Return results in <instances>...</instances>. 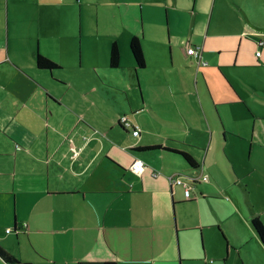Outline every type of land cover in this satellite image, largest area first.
Masks as SVG:
<instances>
[{
    "label": "crops",
    "instance_id": "0c3cea01",
    "mask_svg": "<svg viewBox=\"0 0 264 264\" xmlns=\"http://www.w3.org/2000/svg\"><path fill=\"white\" fill-rule=\"evenodd\" d=\"M14 1L7 42L0 6V246L31 264H264L252 224L264 225V0H107L103 74L85 61L78 0H35L24 15L17 8L30 0ZM20 17L31 26L19 28ZM113 42L127 72L110 67ZM38 53L60 68L39 69ZM135 88L129 111L106 94ZM156 159L168 165L158 174ZM183 175L189 198L170 182Z\"/></svg>",
    "mask_w": 264,
    "mask_h": 264
},
{
    "label": "rangeland",
    "instance_id": "374dc122",
    "mask_svg": "<svg viewBox=\"0 0 264 264\" xmlns=\"http://www.w3.org/2000/svg\"><path fill=\"white\" fill-rule=\"evenodd\" d=\"M35 0H30V3H26L21 1V5H19V7L17 8V13L20 15H24L25 13H30V11H35L36 10V5L34 3ZM130 2H132L133 0H128ZM14 0H9V9L10 12L12 13V8L14 6ZM83 5L80 3V0H78V3L76 4V8H77V12H79L81 10L82 7V11H83V16L85 17V21L83 22V27L88 29V33L89 35L87 37L84 38V42L85 45L87 46V50L85 52V61L88 62V65L92 68V71L94 73L95 68L98 70V72L103 74V71L101 70L102 64L104 63V60L106 61V53H104V48H105V40L104 38L99 37L100 35L98 34V30H100L101 28L104 27V24L102 22V18H101V13L103 11V7L106 5L107 0H82ZM0 6L3 7L2 9L5 10V35H4V39L5 42H7L8 40V35H7V20L6 17L8 19V15H7V11H8V0H0ZM0 7V8H1ZM65 8H67V6H65ZM52 9H58V10H62L65 15H66V19L68 18V14L67 12H65V9L63 6H57L55 8ZM28 11V12H26ZM11 21H12V15L10 16ZM20 22L18 21L17 26L19 28H21L23 25L25 28H29L31 26V21L30 20H24L22 17L19 18ZM153 26H155L153 23H151ZM184 27L183 30L186 29L188 26L187 24L183 23ZM176 25V24H175ZM81 26V25H80ZM173 28V27H172ZM81 32V31H80ZM189 32H187V34H189ZM12 35H10V43L12 42ZM19 40L21 42H27V37L19 35ZM123 40V37H122ZM1 40H0V44H1ZM256 51V50H254ZM258 51H260L261 53H264V47L258 49ZM255 55V52H254ZM120 69L123 72H127V66H126V62L124 61V59H122V64L120 65ZM121 71V72H122ZM101 74V76L103 77V75ZM126 74V73H125ZM108 93L107 97L112 100L115 101V99L113 97H117L119 98V100H123L124 102V107L125 109H127V111H129V101L133 98H135V100H139L138 94H137V90L136 88L133 90V92H127L128 96L127 97L124 93H121L119 90H111L108 89ZM135 96H134V95ZM140 101V100H139ZM110 103V101H108ZM120 103V102H119ZM130 115L132 116L131 112ZM138 118L143 119L144 121H146V123H151V118L152 116L150 114H148L147 112H141L138 115H136ZM147 118V120H146ZM166 132V130H165ZM4 137L3 135L0 133V140H3ZM236 146H233V149H236ZM252 157L254 158V153L251 156V151H248V157ZM151 157V156H150ZM152 157L154 158H159V156L157 155H153ZM253 162V161H252ZM155 167L156 169H158V173H161L159 170L163 169L164 167H168V165H165L163 162H161L160 160L156 159L155 160ZM184 179H186V176L183 175ZM188 181V180H187ZM190 184L192 183V181H189ZM180 196V194L178 195V197ZM190 236V235H188ZM234 261H231L230 264H233Z\"/></svg>",
    "mask_w": 264,
    "mask_h": 264
},
{
    "label": "trees",
    "instance_id": "16d2710c",
    "mask_svg": "<svg viewBox=\"0 0 264 264\" xmlns=\"http://www.w3.org/2000/svg\"><path fill=\"white\" fill-rule=\"evenodd\" d=\"M130 52L134 59L136 68L139 70L145 69L146 68L145 56H144L141 40L138 37L132 38L130 42ZM120 61H121V52H120L119 45L117 42H113L111 46V53H110V67L112 69L118 68L120 66ZM36 65L39 69L49 70V71H53L55 69L60 68L55 62L44 57L43 55L39 53L37 54ZM159 148H160L159 146H153V147H146L143 149L144 150H157ZM182 155L189 165H191L192 167L198 166L197 162L190 154L182 152ZM252 224L264 245V225L258 219H254L252 221ZM0 255L10 264H31V263H23L19 259L12 257L1 246H0ZM102 264H115V263L107 262V263H102Z\"/></svg>",
    "mask_w": 264,
    "mask_h": 264
},
{
    "label": "built area",
    "instance_id": "2783aa9c",
    "mask_svg": "<svg viewBox=\"0 0 264 264\" xmlns=\"http://www.w3.org/2000/svg\"><path fill=\"white\" fill-rule=\"evenodd\" d=\"M263 44H264L263 42L260 43V45H263ZM187 54H188V56L194 57L198 61L199 66H206L207 65L202 60V48L201 47L189 46L187 49ZM257 55L260 56V52H258ZM120 122L126 130L132 132V135L134 137L140 136V132H141L140 128L138 126H135L127 117H122ZM72 151H73V157L72 158H76L79 156V152L75 148H72ZM145 169H146V165L141 161H136L131 166L132 172H134L135 174H138V175H141L145 171ZM190 180L192 181V184H193L199 180L207 181L208 177L201 175V177H191V178H189V181ZM170 182L174 185L184 187L186 197L187 198L190 197V186L188 185L189 183L187 182L186 179H184L183 176H172L170 178ZM10 231L11 230H8V232H10Z\"/></svg>",
    "mask_w": 264,
    "mask_h": 264
}]
</instances>
